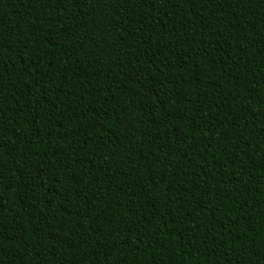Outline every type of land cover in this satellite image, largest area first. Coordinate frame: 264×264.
Here are the masks:
<instances>
[{
    "label": "trees",
    "instance_id": "1",
    "mask_svg": "<svg viewBox=\"0 0 264 264\" xmlns=\"http://www.w3.org/2000/svg\"><path fill=\"white\" fill-rule=\"evenodd\" d=\"M0 264H264V0H0Z\"/></svg>",
    "mask_w": 264,
    "mask_h": 264
}]
</instances>
